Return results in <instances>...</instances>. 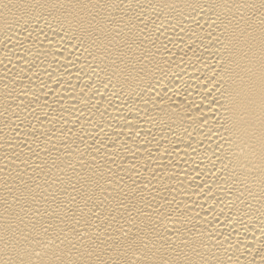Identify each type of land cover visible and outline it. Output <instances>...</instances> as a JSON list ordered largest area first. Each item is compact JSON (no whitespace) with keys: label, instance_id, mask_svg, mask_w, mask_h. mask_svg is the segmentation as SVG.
<instances>
[{"label":"bare ground","instance_id":"obj_1","mask_svg":"<svg viewBox=\"0 0 264 264\" xmlns=\"http://www.w3.org/2000/svg\"><path fill=\"white\" fill-rule=\"evenodd\" d=\"M0 264H264V0H0Z\"/></svg>","mask_w":264,"mask_h":264}]
</instances>
